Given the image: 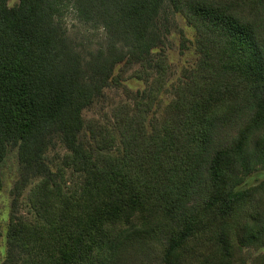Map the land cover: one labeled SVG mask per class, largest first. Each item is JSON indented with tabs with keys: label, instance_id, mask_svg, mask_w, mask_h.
Here are the masks:
<instances>
[{
	"label": "trees",
	"instance_id": "1",
	"mask_svg": "<svg viewBox=\"0 0 264 264\" xmlns=\"http://www.w3.org/2000/svg\"><path fill=\"white\" fill-rule=\"evenodd\" d=\"M8 3L0 188L12 149L17 197L34 184L33 220L11 214L2 264H264V180L240 189L264 171V0ZM168 11L199 55L170 85ZM70 12L100 37L71 36ZM126 75L145 88L111 123L87 121Z\"/></svg>",
	"mask_w": 264,
	"mask_h": 264
},
{
	"label": "rangeland",
	"instance_id": "2",
	"mask_svg": "<svg viewBox=\"0 0 264 264\" xmlns=\"http://www.w3.org/2000/svg\"><path fill=\"white\" fill-rule=\"evenodd\" d=\"M20 0H9L8 6L10 8L17 6ZM171 20L177 24L175 30L172 29L170 35L167 37L163 51L167 56L168 64L171 67V77L169 85L177 81L181 77L184 69H191L196 65L199 58L195 49V31L187 25L185 20L172 12H167ZM66 25L70 30L71 36H77L79 39L90 36L92 41L100 37L101 32H88L82 25L74 20V16L70 13L66 15ZM181 29L188 42L183 46L181 36L177 32ZM145 85L141 81L129 79V75L125 76V81L120 87H112L104 92V96L90 109L84 112V117L87 121L97 120L100 123L112 122V111L122 105L123 103L132 102L129 98L128 90L136 92L143 90ZM169 97L163 96L160 111L168 102ZM62 155V152L60 153ZM54 153L50 155L53 157ZM2 173V187L0 188V264L3 263L6 255V232L9 224L11 214L24 219L33 220V216L29 212V204L27 200L28 192L33 186L31 182L26 189H24L20 196L17 197L16 185L20 180V165L17 159V150L12 149L1 167ZM70 178V176H68ZM264 180V171H258L246 178L240 189H245L257 185ZM16 198H18L16 200ZM257 252L252 253L253 257ZM251 259L247 262L250 264Z\"/></svg>",
	"mask_w": 264,
	"mask_h": 264
}]
</instances>
